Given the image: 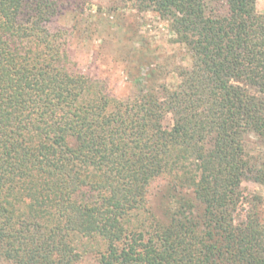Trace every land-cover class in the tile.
I'll use <instances>...</instances> for the list:
<instances>
[{
  "label": "trees",
  "instance_id": "obj_1",
  "mask_svg": "<svg viewBox=\"0 0 264 264\" xmlns=\"http://www.w3.org/2000/svg\"><path fill=\"white\" fill-rule=\"evenodd\" d=\"M129 1L186 62L116 97L75 67L71 30L48 28L71 1L0 0V263L76 264L86 240L98 264H264L259 197L241 190L264 182L246 147L264 139V12Z\"/></svg>",
  "mask_w": 264,
  "mask_h": 264
},
{
  "label": "rangeland",
  "instance_id": "obj_2",
  "mask_svg": "<svg viewBox=\"0 0 264 264\" xmlns=\"http://www.w3.org/2000/svg\"><path fill=\"white\" fill-rule=\"evenodd\" d=\"M67 1L72 4L55 16L48 28L51 31L71 30L68 38L71 61L78 70L103 80L110 94L125 97L136 91L139 85L135 80L147 76L145 73L155 63H167L171 70L175 64L186 62L184 48L170 42L166 22L154 12L140 11L129 0ZM256 9L264 12V0H256ZM159 76L157 83L176 81L172 73L163 72ZM165 122L170 123V118ZM246 147L260 164H264V139L250 133L246 137ZM161 182L154 181L150 191L154 192ZM241 190L249 199L259 197L251 201L257 205L264 223V182L244 181ZM150 198L153 203L152 196ZM81 244L82 258L76 264H98L93 251L99 246L86 240ZM0 264L15 263L2 261Z\"/></svg>",
  "mask_w": 264,
  "mask_h": 264
}]
</instances>
